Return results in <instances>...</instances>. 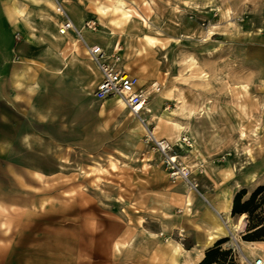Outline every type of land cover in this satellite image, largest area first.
<instances>
[{
    "label": "rangeland",
    "instance_id": "obj_1",
    "mask_svg": "<svg viewBox=\"0 0 264 264\" xmlns=\"http://www.w3.org/2000/svg\"><path fill=\"white\" fill-rule=\"evenodd\" d=\"M48 1L54 10L0 5L10 2L9 15L20 6L16 20L44 43L40 57L83 63L86 75L67 73L51 121L2 109L15 122L0 140V264H180L207 223L205 198L264 180L247 171L264 169V0H54L89 45L120 49L149 91L138 117L91 95L97 71L77 33L59 35ZM8 46L0 16V51ZM148 128L172 144L195 189L170 177ZM235 232L220 247L241 264L256 252L244 246L246 227Z\"/></svg>",
    "mask_w": 264,
    "mask_h": 264
},
{
    "label": "crops",
    "instance_id": "obj_2",
    "mask_svg": "<svg viewBox=\"0 0 264 264\" xmlns=\"http://www.w3.org/2000/svg\"><path fill=\"white\" fill-rule=\"evenodd\" d=\"M25 1L37 4L45 1L47 7L50 10H54L48 0ZM9 3L0 5V16L5 21L7 30H9V46L0 51V140L4 137L3 131L6 124L13 125L15 122L4 114L2 111L3 107L9 109L11 114L16 116L44 122L51 121V115L56 114L58 111V106L53 103L52 98L65 96L67 91V73L86 75L83 63H71L75 62L73 60L67 63L66 59L56 57V53L51 56V51L47 52L48 56L40 57L42 53H45L44 43H36L37 36L35 31L33 29L30 30L29 27H24L16 20L18 14L22 12L19 5L17 13L9 15L6 10ZM77 21L75 23L72 22L75 25ZM81 27L76 24L75 30L78 31ZM15 33H20L23 39L14 41ZM67 35H70V33ZM107 37V35L104 36V38ZM60 40L58 38L56 47L58 46V49L63 51L65 47ZM75 41L77 42L78 40L75 39ZM100 46L104 48L102 45ZM59 54L61 55V52ZM72 65L74 66L73 68L71 67ZM68 66L71 68H68ZM89 69L92 71L90 66ZM95 70L97 71L96 68ZM97 74L96 83L99 80L98 71ZM117 104L122 105L118 102ZM247 171L251 178L264 175V169H256L252 164ZM253 181L255 179H251L250 182ZM260 185H264V180L255 183L247 191L245 198ZM233 197L234 193H229L228 191L224 192L220 199L209 200L204 197L206 204L209 205L208 209L204 211L207 223L202 225L203 233L198 239L189 244V246L184 247L185 252L182 255L183 260L180 264H198L204 258L205 251L209 247L218 240L225 238L227 232L221 223V219L230 229L234 227L245 229L248 222L246 214L231 216ZM244 246L255 250L256 255H248L251 260L264 253V241H254Z\"/></svg>",
    "mask_w": 264,
    "mask_h": 264
},
{
    "label": "built area",
    "instance_id": "obj_3",
    "mask_svg": "<svg viewBox=\"0 0 264 264\" xmlns=\"http://www.w3.org/2000/svg\"><path fill=\"white\" fill-rule=\"evenodd\" d=\"M57 12L61 16V21L58 26L59 35L65 36L68 33H77L78 39L82 41L87 50L90 61L99 72V80L91 95L98 101H103L110 97H117L122 101L131 115L139 116L148 100L149 91L144 84L140 83L137 76L122 66L120 49L115 47L113 52L109 54L98 44L89 45L80 32L75 30L72 20L66 14L63 5L59 1L57 4ZM87 24L91 27L93 23L89 21ZM146 133L147 139L162 156L166 168L170 171V177L173 179H183L187 181L190 188L195 189V183L189 180L190 171L186 167L180 166L177 157L174 155L172 144L165 139L155 138L153 131L149 128ZM183 142L185 145L191 146L188 138L184 137ZM241 257V264H264V259L260 257L254 260H250L243 255Z\"/></svg>",
    "mask_w": 264,
    "mask_h": 264
},
{
    "label": "trees",
    "instance_id": "obj_4",
    "mask_svg": "<svg viewBox=\"0 0 264 264\" xmlns=\"http://www.w3.org/2000/svg\"><path fill=\"white\" fill-rule=\"evenodd\" d=\"M247 191L240 190L232 201L231 214L247 215L246 241H264V185L257 186L250 195L245 198ZM224 239L217 241L213 247L205 251L204 258L198 264H235L229 250H222L220 245Z\"/></svg>",
    "mask_w": 264,
    "mask_h": 264
},
{
    "label": "bare ground",
    "instance_id": "obj_5",
    "mask_svg": "<svg viewBox=\"0 0 264 264\" xmlns=\"http://www.w3.org/2000/svg\"><path fill=\"white\" fill-rule=\"evenodd\" d=\"M34 1V0H33ZM54 3V5H56V7H57V4H58V2L57 1H54V0H52ZM56 3V4H55ZM78 25H79V23H78ZM75 26V25H74ZM78 28V27H77ZM117 98V97H116ZM118 99V103H122V101L119 99V98H117ZM123 104V103H122ZM124 105V104H123ZM125 107V106H124ZM143 112H145L146 113V109H145V106H144V108L142 109V111H141V113H143ZM133 116H135V117H138V116H136V115H133ZM146 131V130H145ZM147 132V131H146ZM153 133H154V131H153ZM155 134V133H154ZM156 135V134H155ZM155 138H157V136H155ZM202 199V198H201ZM219 214V213H218ZM218 218V217H217ZM226 218V217H225ZM228 220V219H227ZM226 220V221H227ZM221 223L223 224V227H224V229H225V231L227 232V234L229 233V234H231L233 237H234V232L236 231V228L234 227V228H232V229H230V228H228V226H226V224H225V222H223V219H221ZM235 234H236V232H235ZM210 239H212V238H210ZM233 239H235V238H233ZM249 246V245H248Z\"/></svg>",
    "mask_w": 264,
    "mask_h": 264
}]
</instances>
